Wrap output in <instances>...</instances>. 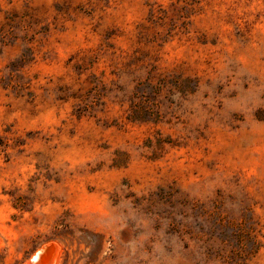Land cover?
<instances>
[{"label": "rangeland", "instance_id": "obj_1", "mask_svg": "<svg viewBox=\"0 0 264 264\" xmlns=\"http://www.w3.org/2000/svg\"><path fill=\"white\" fill-rule=\"evenodd\" d=\"M264 264V0H0V264Z\"/></svg>", "mask_w": 264, "mask_h": 264}, {"label": "bare ground", "instance_id": "obj_2", "mask_svg": "<svg viewBox=\"0 0 264 264\" xmlns=\"http://www.w3.org/2000/svg\"><path fill=\"white\" fill-rule=\"evenodd\" d=\"M39 249L41 250L37 253V255L33 257L32 263H37L39 260H40V264H54L57 262V255L59 252L58 245H56L55 243H49V244H45L44 246H41ZM26 264H29V260L26 262Z\"/></svg>", "mask_w": 264, "mask_h": 264}, {"label": "water", "instance_id": "obj_3", "mask_svg": "<svg viewBox=\"0 0 264 264\" xmlns=\"http://www.w3.org/2000/svg\"><path fill=\"white\" fill-rule=\"evenodd\" d=\"M42 249V248H41ZM39 249L30 259H29V264H40V260L37 263H32V259L35 255H37V253L41 250Z\"/></svg>", "mask_w": 264, "mask_h": 264}]
</instances>
